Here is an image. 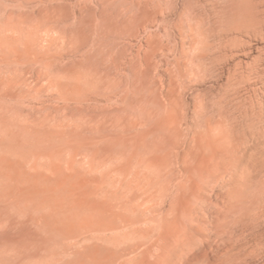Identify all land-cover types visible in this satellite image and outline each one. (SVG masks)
Masks as SVG:
<instances>
[{"label": "rangeland", "instance_id": "obj_1", "mask_svg": "<svg viewBox=\"0 0 264 264\" xmlns=\"http://www.w3.org/2000/svg\"><path fill=\"white\" fill-rule=\"evenodd\" d=\"M63 218L79 264H264V0H0V264Z\"/></svg>", "mask_w": 264, "mask_h": 264}, {"label": "bare ground", "instance_id": "obj_2", "mask_svg": "<svg viewBox=\"0 0 264 264\" xmlns=\"http://www.w3.org/2000/svg\"><path fill=\"white\" fill-rule=\"evenodd\" d=\"M66 197V196H65ZM87 202L86 198H84L83 196L80 197H67V199L64 201L63 203V207L65 209H69L70 211H73L77 208H81L83 210V206L84 204ZM107 209H113L111 207H108ZM65 218H63L60 221H56V222H49L48 225L53 229V241L56 242L57 244L60 245L61 247V251L58 252V258L56 259L58 261V264H79L81 263V261L83 260V249L81 251H78L80 258L79 259H70L68 258V256L66 255V252L69 250V248H71V242L70 240L73 238H77L80 237L82 234H85V230L83 227V223L81 225H78L76 223H66L64 222ZM92 223V222H90ZM112 224H116V221H112ZM69 226H71V228H69ZM78 226V227H77ZM108 224H103L100 222H95L92 223L91 225L87 226L85 229L86 231H105L108 230ZM113 227V226H112ZM117 227V226H114ZM114 239V237H113ZM112 239V240H113ZM115 239H117L115 237ZM114 241V240H113ZM113 244L115 243L112 242ZM119 246V245H118ZM113 247V246H112ZM93 249L87 251L88 253H92L95 252L97 249V245L92 246ZM114 249V248H113ZM119 250V249H118ZM120 252V251H118ZM119 253H117V257ZM114 255H116L113 253V263L115 262L114 260ZM116 258V256H115Z\"/></svg>", "mask_w": 264, "mask_h": 264}]
</instances>
